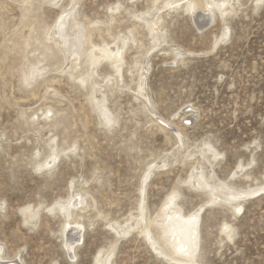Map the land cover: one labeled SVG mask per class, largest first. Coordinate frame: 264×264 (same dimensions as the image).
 <instances>
[{"label": "rangeland", "instance_id": "374dc122", "mask_svg": "<svg viewBox=\"0 0 264 264\" xmlns=\"http://www.w3.org/2000/svg\"><path fill=\"white\" fill-rule=\"evenodd\" d=\"M40 2L0 0L1 254L15 264H94L101 249L115 245L110 257L114 264H167L138 233L117 239L107 224L123 225L135 216L144 172L157 163L160 166L146 188L149 217L174 189L181 194L179 205L185 213L206 204L201 187L183 184L190 175L194 181L196 175L211 178L209 170H193L188 162L201 152L212 161L213 154L218 156L213 163L214 181L236 188L263 185L264 1L258 6L254 0L233 1L226 22L210 16L212 22L204 28L184 10L183 3L163 10L164 22L156 29L163 43L154 47L157 38L136 17L152 5L162 7L165 0H79L75 7L79 20L96 29L92 45L113 47L114 39L124 36L140 46L126 53L123 80L117 86L108 84L110 91L102 78H94L96 89L106 90L108 107L118 116L113 127L100 124L87 99L91 83L81 87L65 72L56 71L62 54L54 45L49 58L40 64L50 72L45 75L47 81L24 85L22 72L43 58L40 45L24 47L22 42L33 28L32 36L39 38L70 8L68 0L56 7ZM117 5L121 8L112 11ZM176 51L184 54L182 58L175 60ZM135 59L143 61L144 68L147 61L150 64L145 93L152 103L147 106L151 113L143 109L146 99L135 93L138 78L126 72L128 66L134 67ZM97 71L102 77L112 73L106 62ZM51 109L52 116L45 119ZM156 118L169 121L172 125L167 127L182 134L183 144L175 145L171 133L162 130L165 125L160 128L150 122ZM52 145L65 152L52 172L39 171L38 164L47 159ZM187 153L195 157L184 158ZM247 164L249 179L232 178L239 165ZM75 194L82 195L88 207L76 218L84 222L85 235L76 258L72 254L71 259L61 243L62 217L49 209ZM27 207L39 212L25 222L22 209ZM224 223L232 225V239L221 233ZM150 226L159 239V231ZM200 240L202 264H264V195L246 201L244 210L235 216L228 206L206 205ZM167 251L173 254L170 247Z\"/></svg>", "mask_w": 264, "mask_h": 264}, {"label": "bare ground", "instance_id": "6f19581e", "mask_svg": "<svg viewBox=\"0 0 264 264\" xmlns=\"http://www.w3.org/2000/svg\"><path fill=\"white\" fill-rule=\"evenodd\" d=\"M28 1L30 2V0H23V4L29 3ZM61 1L62 0H41L40 3L51 4L56 7L60 4ZM68 1L70 4V8L66 10L64 9L58 21H56L52 27H47L43 30V33L41 34L42 36L39 35V38L37 36H32V34L34 33L33 28L31 29L29 35H27L28 37L22 42V45H24V47H29L33 43H36L37 46L40 45V55L43 58L41 59L42 61L37 59L35 63L33 62V64H30V68L28 69V71L25 70L26 72H22L23 83L25 86H30L33 82L36 83L39 79L44 78L45 80V75H47L49 71L46 72V65L43 66V64L40 66V64L44 60L46 61L47 57L49 58L48 53L52 49L51 45H54L57 48V53L59 52L62 54V58L59 56V59L61 58V60L58 62L59 66H57V68L53 67L52 69L55 68L56 71L61 70L62 72H65L70 79L77 80L81 87H85L87 84L90 85L91 83L93 87H91V91L87 95V99L92 105L94 112L97 114L100 124L106 127H113L118 122V116L108 107L106 90L101 91V87H97L96 89L95 86L98 85V82L96 83L94 81V78H102V80L106 82L105 84L107 91H110V87H107L108 84L115 83V85L117 86L119 83H121L123 80V71L126 67L125 55L132 48L138 49L140 47L139 43H132L129 37L123 36L114 39L113 43L111 44L113 45V47H110V44L108 43H102L101 45H92V33L95 32L96 29H90L89 27H87L88 25L86 26L79 20V12L78 10H75V7L76 5H78L79 0ZM233 1L234 3L239 2V0H176L174 2L165 0V3L162 5V7L152 5L151 9L147 10L144 15L139 14L136 18L138 22L143 23L145 29L153 39L156 40L157 38L154 47H158L163 43L160 42V39L156 34V29L161 27L164 22V15L161 13V11L166 9L174 10L179 4L183 3L184 10L189 15H193V17L195 16L197 20L203 23L204 28L207 26V24L215 19H223V21L226 22L225 18L231 12H233ZM263 1L264 0H260V2H258V0H254V4L255 6H258ZM120 8L121 6L117 5L115 8H112V11H117ZM27 10L28 9L26 8L25 12ZM168 14L165 13V16H167ZM144 16H148L149 19H145ZM210 16H212V20ZM34 24H36V22H34ZM93 24L94 26H96L99 23ZM134 30L135 29L133 28L131 33L133 39L135 40ZM38 49L37 52L39 51ZM55 52L56 51L53 52L54 55ZM183 55V53L177 52L175 60L182 58ZM50 57L53 58L52 55ZM55 57L57 56L55 55ZM175 60L172 59V61ZM49 61L46 63L49 64ZM104 62H106L111 67L112 73L102 77L97 69L101 67ZM132 65L134 67L128 66L126 72L130 73L129 75L135 74L138 78L135 93L139 97L146 99V105L144 104L143 109H146L149 113H151L148 107H152V103L147 100L145 93L146 76L148 75L147 68L150 64L147 61V63L144 64L146 65V68H144L143 61L135 59ZM48 68H51V66H48ZM83 68L85 72L81 73ZM53 72L55 71L53 70ZM46 81L47 80H45V82ZM97 93H100L102 97H96ZM52 112V109L51 111L47 110L44 115L45 119H48V115H50ZM183 118L184 117L179 116V119ZM150 122L153 125H157L159 127L165 125V129L162 128V130L171 133L170 136L172 139H174L175 145L177 146V144H183L184 141L182 134L177 130L173 131L172 129L168 128L170 125H172L169 121L156 118L155 120L150 119ZM63 152L65 151L59 149L58 146L56 148H54L53 145L49 147L47 159H44L43 162H40L38 164L39 171L44 169L45 172L50 173L54 169H56V167L58 166L56 163ZM191 157H195V155H189L187 153L184 158L188 159ZM212 158L213 161L205 156V152H201L200 157L188 160L191 169L195 170L198 168H203L204 170H209L208 174L211 176V178H202L196 175L198 174L197 172H192L196 175V181H194V178H191L190 175L189 178L183 183L187 187L191 188H196L197 186L200 189L201 187L203 190H200L204 191V193L207 195V203L203 206L193 209L190 213H185L182 207L179 205L181 194L179 190L174 189L172 191V193L174 194H172L171 197H167L164 202H162L155 215L153 217L148 216L145 204L146 188L148 187L150 179L154 175L155 170L160 165H157V163L155 165L149 166L144 172L143 178L141 180V186L139 187L140 201L138 204V208L136 209L135 216H131L128 221H124L123 225H120L119 223L107 224L109 228L113 230V232L117 236V239L128 236L132 232H136L143 238L145 243L149 245L150 249L161 259L165 260L167 264H202L199 260L201 242L200 227L201 214L204 207L206 205L208 206L212 204L228 206L232 213V216H235L236 214H240L244 210L246 201L264 195V183L263 185L257 186L255 188H236L226 184L225 182H220L218 180L214 181L213 163L216 162L218 156L216 154H213ZM207 163L209 164V166L206 167L205 165ZM248 165L249 164L239 165L233 172L232 178L242 177L244 180L249 179L250 174L247 170ZM167 166L168 165H166V161H164L163 167ZM242 173L244 174L240 176V174ZM211 179L212 181L209 182ZM87 207L88 204L85 201L84 197L80 194H75L74 196H70L66 200H60L56 202L53 206V209H49V212H59L62 217L63 221L60 230L61 243L64 245L71 259L73 258V256L76 258V250L80 246V243L84 241L85 235V228L83 226L84 222L82 223L81 218H76H78L79 214H82ZM237 209H239V211H237ZM38 212V209L35 210L30 207L22 209V214L25 222L33 215H37ZM131 220L134 221V224L130 223ZM151 224L154 225L153 228L155 230L159 231L160 236L159 234L157 235L160 237L159 239L154 236L152 228L150 226ZM123 228L125 229V231L120 232L119 229ZM220 230L221 233L224 234L228 239H232L235 236L232 225L224 223ZM161 242H163V244H160ZM167 246L172 249V255L168 253ZM114 249L115 245L106 250L101 249L94 258V264H114L113 260L110 259V257L114 253ZM19 261L20 263L22 262L21 259ZM12 262L13 261H10L8 258L3 257L0 251V264L16 263Z\"/></svg>", "mask_w": 264, "mask_h": 264}, {"label": "snow or ice", "instance_id": "6c2138e0", "mask_svg": "<svg viewBox=\"0 0 264 264\" xmlns=\"http://www.w3.org/2000/svg\"><path fill=\"white\" fill-rule=\"evenodd\" d=\"M258 2H260V0H258ZM109 123H110V121H109ZM237 211H239V209H237Z\"/></svg>", "mask_w": 264, "mask_h": 264}]
</instances>
